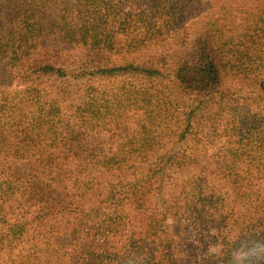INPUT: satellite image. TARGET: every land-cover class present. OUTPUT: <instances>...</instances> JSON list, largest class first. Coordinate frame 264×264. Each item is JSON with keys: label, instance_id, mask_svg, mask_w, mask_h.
<instances>
[{"label": "trees", "instance_id": "16d2710c", "mask_svg": "<svg viewBox=\"0 0 264 264\" xmlns=\"http://www.w3.org/2000/svg\"><path fill=\"white\" fill-rule=\"evenodd\" d=\"M264 245V0H0V264H233Z\"/></svg>", "mask_w": 264, "mask_h": 264}, {"label": "rangeland", "instance_id": "374dc122", "mask_svg": "<svg viewBox=\"0 0 264 264\" xmlns=\"http://www.w3.org/2000/svg\"><path fill=\"white\" fill-rule=\"evenodd\" d=\"M233 264H264V245L254 244L238 252Z\"/></svg>", "mask_w": 264, "mask_h": 264}]
</instances>
